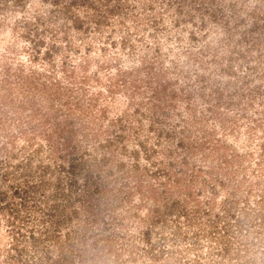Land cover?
<instances>
[{"label":"rangeland","instance_id":"1","mask_svg":"<svg viewBox=\"0 0 264 264\" xmlns=\"http://www.w3.org/2000/svg\"><path fill=\"white\" fill-rule=\"evenodd\" d=\"M235 1L115 0L52 57L0 16V264H264V0Z\"/></svg>","mask_w":264,"mask_h":264},{"label":"trees","instance_id":"2","mask_svg":"<svg viewBox=\"0 0 264 264\" xmlns=\"http://www.w3.org/2000/svg\"><path fill=\"white\" fill-rule=\"evenodd\" d=\"M115 0H0V16L5 14V16H8L9 13H11V6L16 7L15 10L16 16L13 17V20L16 21H22L25 20V26L29 27L30 25L35 26V34H37V40L34 43L35 46H38V48L44 44H46L48 47L43 51L45 57H52L53 54H55L56 51H59L61 47H63L62 40H70L74 36V34L71 33L73 28L78 30H84L86 32L89 31L91 27V23L93 22L95 25V28H100V26L103 23L108 22V18L110 15L114 14L116 12V8L113 6ZM119 1V0H117ZM185 1V0H184ZM190 3L193 4L197 0H188ZM199 5L201 7H206L207 11H210L211 8L218 6V8L224 7V1L225 0H198ZM227 1V0H226ZM229 7H236V1L235 0H229ZM39 2L40 4H37ZM176 7V6H175ZM179 9L181 8L180 2L178 1ZM20 8H23L24 10H20ZM169 12H171L169 7H165ZM178 9V16L177 20L176 17H174L176 23L180 19V17L186 16V17H193L192 12H188L187 14H180L181 10ZM223 9V8H222ZM152 10V9H151ZM148 11L150 13H147L148 19H150L152 22H158V17L160 18V15L162 13H158L155 11ZM18 11H22L21 14L18 15ZM26 11V14H25ZM181 15V16H180ZM183 15V16H182ZM3 16V19L6 18ZM10 16V15H9ZM2 18L0 21L3 20ZM184 20H187L188 18H183ZM4 21V20H3ZM1 23V22H0ZM1 24H4L3 22ZM17 23L14 24L16 26ZM93 27V28H94ZM83 30V31H84ZM79 31V32H80ZM46 37H48L46 39ZM79 37V36H78ZM122 40V39H121ZM125 41V40H124ZM89 43V42H88ZM67 44V43H65ZM45 45V46H46ZM74 45V44H73ZM76 47V50L79 49L78 45H74ZM91 46V42L86 47V51L84 52V56L88 58V54H90L89 47ZM104 45L99 46L102 48ZM65 53H68L67 50H62ZM64 56V54L62 53ZM68 56V55H67ZM108 60L103 59V63H107ZM127 61V60H126ZM125 61V62H126ZM89 60H85V62L81 65H75L72 66V68H69L67 66V59L64 56L61 59V67L63 68V72H66L68 74H73V76L78 75L79 71H81L82 67V74L79 78V81L82 82V86L86 81L93 77L89 73V69L91 66L89 65ZM123 62V60H122ZM120 61H118L115 64L121 65ZM124 63V62H123ZM126 69V68H125ZM130 72V71H127ZM98 78V77H96ZM109 91L113 93L111 87L108 85ZM111 98L114 97L113 95H110ZM116 98V96H115ZM105 108L108 106L105 105ZM177 198H171V201L169 203H164V209L169 208L170 211L172 210L171 207L175 205V200ZM64 208V207H63ZM59 209V204L55 203L50 204L48 211H51L52 213H49L52 217L55 218V223L46 225L44 230H40L35 234V232H30L28 234V238H31L30 241L34 242V244H40L43 241V238H50L54 236L55 241L58 242V239L56 238V234H60L59 227L61 226L60 221L64 219H60L58 216V212L61 213L63 210ZM157 214L159 213V206L156 207ZM162 212V211H161ZM62 215V213H61ZM188 216V214L186 213ZM160 218L157 216H154L153 221L156 222L157 219ZM13 220L11 219V223ZM53 228H50V227ZM58 227V231L55 233H52L53 230H55ZM17 229H21V226H18ZM18 231V230H17ZM148 234V230L146 231ZM43 237V238H40ZM61 243V242H60ZM14 249L12 251V248L10 250H7L6 259L4 260V263L2 264H62L64 258L66 257L65 254L59 255L56 259H53L51 256V252H49L48 247H46V250L42 252V255L40 254L39 257H36L31 260L29 256H26L24 254L23 249L18 248V244H14ZM25 255V256H24Z\"/></svg>","mask_w":264,"mask_h":264}]
</instances>
